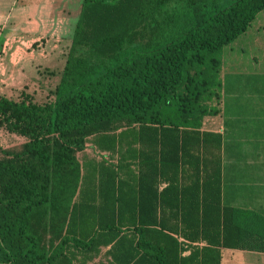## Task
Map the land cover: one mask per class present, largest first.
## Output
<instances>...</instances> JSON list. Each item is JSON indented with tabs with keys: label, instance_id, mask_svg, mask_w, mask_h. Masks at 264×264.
Segmentation results:
<instances>
[{
	"label": "trees",
	"instance_id": "1",
	"mask_svg": "<svg viewBox=\"0 0 264 264\" xmlns=\"http://www.w3.org/2000/svg\"><path fill=\"white\" fill-rule=\"evenodd\" d=\"M263 10L264 0H83L54 99L0 95V129L27 139L0 155V264H42V214L47 203L56 211L58 199L67 227L65 264L79 255L87 264L113 241L111 264H221L222 247L264 252V215L223 211L219 194H194L193 213L184 210V235L208 242L186 257L177 239L151 228L140 229L139 237L112 227L92 239L88 232L78 236L70 208L80 177L77 152L88 137L122 126L198 121L208 111L201 99L217 84L221 49Z\"/></svg>",
	"mask_w": 264,
	"mask_h": 264
},
{
	"label": "crops",
	"instance_id": "2",
	"mask_svg": "<svg viewBox=\"0 0 264 264\" xmlns=\"http://www.w3.org/2000/svg\"><path fill=\"white\" fill-rule=\"evenodd\" d=\"M82 7L83 0H0V91L44 84L45 68L64 71L65 51L54 42L73 40ZM42 39L47 43L32 48ZM219 60L213 93L201 99L208 111L198 121L122 126L88 137L77 152L73 232H88L92 239L112 227L122 236L139 237L140 229L151 228L177 239L186 257L208 245L184 235L183 213H193L194 194H219L223 211L244 208L264 215V10L246 33L221 49ZM63 208L58 199L56 211L49 203L42 211V264H65ZM114 243L101 245L87 264H111ZM221 252V264H264L261 251L222 247ZM81 261L79 255L72 264Z\"/></svg>",
	"mask_w": 264,
	"mask_h": 264
},
{
	"label": "rangeland",
	"instance_id": "3",
	"mask_svg": "<svg viewBox=\"0 0 264 264\" xmlns=\"http://www.w3.org/2000/svg\"><path fill=\"white\" fill-rule=\"evenodd\" d=\"M2 25L0 24V30H1ZM73 29H74L73 24H71L70 31H69V27H67L68 34H71L73 32ZM149 35H150V33H148V34L143 33L142 36L146 40L149 38ZM142 36L141 35L139 36V40L141 39ZM68 39H69V37L62 38L60 40H55V42H54L56 44L62 45L60 47H61V49H63L65 51V54H64V60L65 61L68 60V57L70 55V51H71V48L73 45V40H71V38L69 40ZM42 42L44 44H46L47 39H42L41 41L34 43L32 48H35V49L39 48L38 44H40ZM86 51H87V49L85 48V52ZM62 73L63 72L57 73V71H53L49 68H45V70L42 71V75L45 74L44 75L45 76L44 84L41 83L39 86V82L35 81V83L31 82L29 84V86H27L25 88L8 86V88L4 89V91H0V95L3 94V95H8V96L13 97V98H20L21 94L23 92H28L29 94H32L34 99L37 101L43 102V101L54 99L55 91H56L58 84L61 81ZM1 87L3 88V86H1ZM26 141H27V139L24 138L23 136H21L17 133L10 132L6 128H1L0 129V155L4 156V155H6L5 153L8 151L20 149Z\"/></svg>",
	"mask_w": 264,
	"mask_h": 264
}]
</instances>
